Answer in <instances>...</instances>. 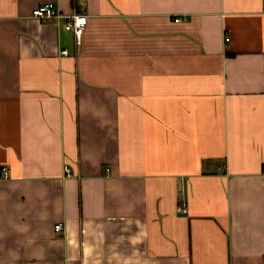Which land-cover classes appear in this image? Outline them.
Instances as JSON below:
<instances>
[{
    "label": "crops",
    "instance_id": "obj_1",
    "mask_svg": "<svg viewBox=\"0 0 264 264\" xmlns=\"http://www.w3.org/2000/svg\"><path fill=\"white\" fill-rule=\"evenodd\" d=\"M0 264H264V0H0Z\"/></svg>",
    "mask_w": 264,
    "mask_h": 264
},
{
    "label": "built area",
    "instance_id": "obj_2",
    "mask_svg": "<svg viewBox=\"0 0 264 264\" xmlns=\"http://www.w3.org/2000/svg\"><path fill=\"white\" fill-rule=\"evenodd\" d=\"M32 16L43 21H49V20H56V21H63L65 24V28L67 31H69L74 38L75 45L77 47H80L82 45V38L85 31V28L87 26L88 16L87 14L83 12H73L72 14H65L57 7V5L53 2L45 3L42 5H39L32 11ZM180 18L176 17L175 21H179ZM227 41L229 38L227 37ZM60 54L62 56L68 55L69 51L67 49H62L60 51ZM65 172L67 176H71V170L69 167L65 168ZM9 174L8 167H3L2 175L7 176ZM178 210L180 212H186L187 211V205L185 203H182L178 206ZM55 231L62 232L63 231V225L61 223H57L55 225Z\"/></svg>",
    "mask_w": 264,
    "mask_h": 264
},
{
    "label": "trees",
    "instance_id": "obj_3",
    "mask_svg": "<svg viewBox=\"0 0 264 264\" xmlns=\"http://www.w3.org/2000/svg\"><path fill=\"white\" fill-rule=\"evenodd\" d=\"M88 22V21H87ZM86 29V28H85Z\"/></svg>",
    "mask_w": 264,
    "mask_h": 264
}]
</instances>
